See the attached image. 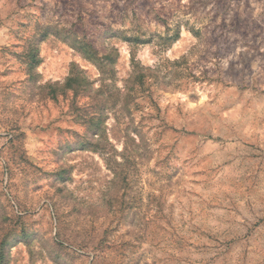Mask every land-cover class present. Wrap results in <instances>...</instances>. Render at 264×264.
Segmentation results:
<instances>
[{
	"label": "rangeland",
	"instance_id": "obj_1",
	"mask_svg": "<svg viewBox=\"0 0 264 264\" xmlns=\"http://www.w3.org/2000/svg\"><path fill=\"white\" fill-rule=\"evenodd\" d=\"M0 264H264V0H0Z\"/></svg>",
	"mask_w": 264,
	"mask_h": 264
}]
</instances>
